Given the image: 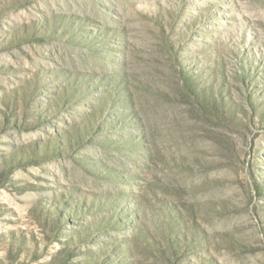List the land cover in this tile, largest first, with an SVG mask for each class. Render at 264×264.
<instances>
[{"label":"rangeland","instance_id":"obj_1","mask_svg":"<svg viewBox=\"0 0 264 264\" xmlns=\"http://www.w3.org/2000/svg\"><path fill=\"white\" fill-rule=\"evenodd\" d=\"M0 264H264V0H0Z\"/></svg>","mask_w":264,"mask_h":264}]
</instances>
